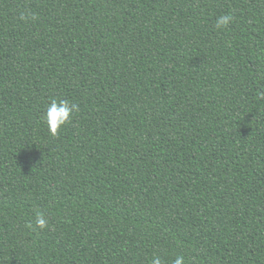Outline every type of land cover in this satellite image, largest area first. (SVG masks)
<instances>
[{
	"label": "trees",
	"instance_id": "16d2710c",
	"mask_svg": "<svg viewBox=\"0 0 264 264\" xmlns=\"http://www.w3.org/2000/svg\"><path fill=\"white\" fill-rule=\"evenodd\" d=\"M181 256L264 264V0H0V264Z\"/></svg>",
	"mask_w": 264,
	"mask_h": 264
},
{
	"label": "clouds",
	"instance_id": "9594fccd",
	"mask_svg": "<svg viewBox=\"0 0 264 264\" xmlns=\"http://www.w3.org/2000/svg\"><path fill=\"white\" fill-rule=\"evenodd\" d=\"M27 17L22 15L21 19H26ZM32 19H37L35 15L31 16ZM234 17L230 14H226L221 16L215 25L217 29L225 28L227 27L232 21ZM79 111V105L72 104L68 100H61L57 101L53 99L51 101L50 107L47 110V113L44 117L49 133L52 137H58L60 128L66 124H69L71 122V117L74 112ZM26 227L32 229L35 231L38 229H45L48 228V220L44 216L43 212L37 211L36 217H35V226L33 224L29 223L26 225ZM152 264H162L159 257H154ZM174 264H184V258L178 257Z\"/></svg>",
	"mask_w": 264,
	"mask_h": 264
}]
</instances>
